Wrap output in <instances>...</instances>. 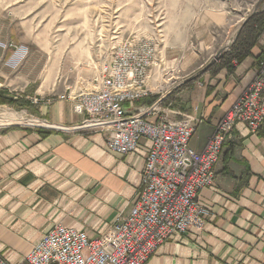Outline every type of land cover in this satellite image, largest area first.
<instances>
[{
  "label": "crops",
  "instance_id": "crops-1",
  "mask_svg": "<svg viewBox=\"0 0 264 264\" xmlns=\"http://www.w3.org/2000/svg\"><path fill=\"white\" fill-rule=\"evenodd\" d=\"M90 49L75 52L68 64L39 57V0H0V90L40 100L27 110L39 124L0 127V255L11 263L55 223L90 237L105 234L128 213L138 189L149 144L140 140L132 153L111 154L106 132L73 111V96L93 88L98 73ZM254 73L247 58L236 79L221 71L204 86L185 79L172 91L163 106L198 119L189 142L194 150L204 148ZM154 97L125 104L126 112L138 113ZM214 170L213 185L198 192L203 228L172 235L148 264H264V125L251 134L237 122Z\"/></svg>",
  "mask_w": 264,
  "mask_h": 264
},
{
  "label": "built area",
  "instance_id": "built-area-1",
  "mask_svg": "<svg viewBox=\"0 0 264 264\" xmlns=\"http://www.w3.org/2000/svg\"><path fill=\"white\" fill-rule=\"evenodd\" d=\"M161 63L148 40L120 43L109 60L99 62L93 88L80 90L72 99L75 113L106 132L109 153L125 156L140 140L149 144L128 213L120 214L108 232L96 237L55 223L17 262L0 255V264H148L151 254L172 235L203 228L206 209L198 192L213 185L223 144L237 122L251 133L264 125V62L201 151L189 145L198 119L171 110L170 104L163 106L180 84L164 82L160 70L150 73ZM152 94L156 99L150 106L136 114L126 112L125 104ZM30 100L39 103L37 98Z\"/></svg>",
  "mask_w": 264,
  "mask_h": 264
},
{
  "label": "rangeland",
  "instance_id": "rangeland-1",
  "mask_svg": "<svg viewBox=\"0 0 264 264\" xmlns=\"http://www.w3.org/2000/svg\"><path fill=\"white\" fill-rule=\"evenodd\" d=\"M263 8L264 0H39V57L50 54L61 64H68L75 52L85 54L91 48L96 64L109 60L116 45L143 39L155 46L156 59L162 60L161 68H151L150 73L160 70L164 82L175 80L180 84L191 78L187 84L197 81L204 86L206 79H213L221 71L225 79H236V70L244 60L233 61L234 70L229 75L225 69L211 75L207 68L219 60L211 62L215 54L233 42L244 19ZM260 40L252 56L247 57L254 59V76L231 106L257 77L264 62V55L255 61L264 49ZM231 106L217 120L214 130ZM1 108L35 118L27 111L30 109ZM260 129L249 133L256 134Z\"/></svg>",
  "mask_w": 264,
  "mask_h": 264
},
{
  "label": "trees",
  "instance_id": "trees-1",
  "mask_svg": "<svg viewBox=\"0 0 264 264\" xmlns=\"http://www.w3.org/2000/svg\"><path fill=\"white\" fill-rule=\"evenodd\" d=\"M264 33V8L262 11L252 14L244 25L241 27L236 39L230 46L229 50L222 53L217 62H214L207 68V72L215 75L219 70L225 69L227 75L234 70L233 61L238 63L252 56V49L259 46V39ZM264 55V49L255 57L258 61ZM156 97L152 98L151 103ZM0 105H9L16 110L31 109L32 104L23 99L13 98L7 91L0 90Z\"/></svg>",
  "mask_w": 264,
  "mask_h": 264
},
{
  "label": "bare ground",
  "instance_id": "bare-ground-1",
  "mask_svg": "<svg viewBox=\"0 0 264 264\" xmlns=\"http://www.w3.org/2000/svg\"><path fill=\"white\" fill-rule=\"evenodd\" d=\"M230 42L231 40H229L226 44H229ZM231 43L227 45L226 47H224L223 49H220L219 51L225 52L228 49V47H230ZM39 123L40 121L35 118H25L21 114H18L12 111L2 110V108L0 109V126L11 125V124H30L32 125V124H39Z\"/></svg>",
  "mask_w": 264,
  "mask_h": 264
},
{
  "label": "water",
  "instance_id": "water-1",
  "mask_svg": "<svg viewBox=\"0 0 264 264\" xmlns=\"http://www.w3.org/2000/svg\"><path fill=\"white\" fill-rule=\"evenodd\" d=\"M253 14V13H252ZM252 14H250L249 16H247L245 19H244V21L242 22V24L240 25V27L238 28V30H237V32H236V34H235V36H234V39H233V42H234V40L236 39V37H237V35H238V33H239V31H240V29H241V27L244 25V23L247 21V19L252 15ZM232 42V43H233ZM232 45V44H231ZM230 45V46H231ZM228 50V49H227ZM226 50V51H227ZM224 51H219V52H217V54H215V56H214V58L212 59V61L211 62H213V61H215V60H217L221 55H222V53H223ZM203 71L201 70L199 73H202ZM189 79H191V78H188V80Z\"/></svg>",
  "mask_w": 264,
  "mask_h": 264
}]
</instances>
